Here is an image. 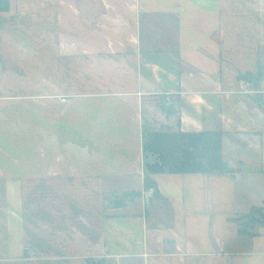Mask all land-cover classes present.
Here are the masks:
<instances>
[{"label": "crops", "instance_id": "crops-1", "mask_svg": "<svg viewBox=\"0 0 264 264\" xmlns=\"http://www.w3.org/2000/svg\"><path fill=\"white\" fill-rule=\"evenodd\" d=\"M143 127L220 132L233 173L144 195ZM263 205L264 0L0 11V264H264V225L237 219Z\"/></svg>", "mask_w": 264, "mask_h": 264}, {"label": "trees", "instance_id": "trees-1", "mask_svg": "<svg viewBox=\"0 0 264 264\" xmlns=\"http://www.w3.org/2000/svg\"><path fill=\"white\" fill-rule=\"evenodd\" d=\"M9 8V0H0V11ZM245 79H250L246 77ZM165 112H170L164 108ZM142 161L143 186L153 188V195L160 194L151 179L152 174L158 173H227L233 171L227 166L222 157V135L220 132H184L156 131L143 127L142 130ZM139 193L129 192L116 195L108 201V205L122 207L128 199L139 196ZM239 233L251 235L252 231L264 225V205L253 207L247 214L237 218ZM89 264H99L92 259Z\"/></svg>", "mask_w": 264, "mask_h": 264}, {"label": "built area", "instance_id": "built-area-1", "mask_svg": "<svg viewBox=\"0 0 264 264\" xmlns=\"http://www.w3.org/2000/svg\"><path fill=\"white\" fill-rule=\"evenodd\" d=\"M242 83V90L244 92H250V93H253V91H250V87H251V84L249 81L247 80H242L241 81ZM153 192H154V189L153 188H144V191H143V194L144 195H153Z\"/></svg>", "mask_w": 264, "mask_h": 264}]
</instances>
